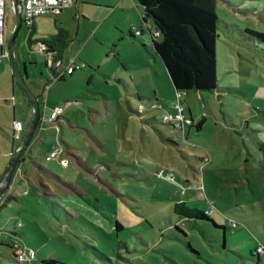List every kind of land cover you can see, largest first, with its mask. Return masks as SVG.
I'll list each match as a JSON object with an SVG mask.
<instances>
[{"label": "rangeland", "instance_id": "374dc122", "mask_svg": "<svg viewBox=\"0 0 264 264\" xmlns=\"http://www.w3.org/2000/svg\"><path fill=\"white\" fill-rule=\"evenodd\" d=\"M94 1L113 8H88L93 22L102 13L109 16L83 52L99 69L96 83L81 81L60 103L71 127L63 119L64 133L57 126L42 134L48 144L59 142L61 155L67 153L63 143L76 149L68 153L70 160L77 156L83 167L47 163L40 151L50 145L34 147L33 162L61 185L46 178L52 194L40 193L32 161L20 164L23 179L10 189L18 198L0 205V227L23 224L21 239L37 252L35 264L48 259L58 264H264V40L239 31L264 34V6L255 8L254 0L217 1V19L237 28L220 27L216 90L187 91L181 99L185 119L203 121L198 130L188 122L178 129L174 121H163L176 116L178 99L162 60H153L150 40L128 35L130 26L140 23L138 0L118 10L115 0ZM69 11L62 15L68 18ZM56 19L48 14L37 21L51 26ZM69 19L76 23L73 15ZM13 27L7 4L5 37ZM26 30L21 28L16 50L45 69L44 60L27 51ZM39 36L45 35L34 38ZM0 69L10 81L9 61ZM181 202L210 220L176 215L174 206ZM117 223L123 227L119 232ZM257 246L262 248L256 253L259 262L253 255ZM1 249L3 264H17L9 248Z\"/></svg>", "mask_w": 264, "mask_h": 264}, {"label": "crops", "instance_id": "0c3cea01", "mask_svg": "<svg viewBox=\"0 0 264 264\" xmlns=\"http://www.w3.org/2000/svg\"><path fill=\"white\" fill-rule=\"evenodd\" d=\"M254 1H256L255 8H257L258 4H261L262 6H264L263 0H254ZM133 2H134V0H115L114 5L116 6V10H118V8L125 6V5L132 6ZM95 3H97V2H95L94 0H78V13L75 11L74 8H68V9H64L61 12L56 13V14H49V16H56L57 17V19L55 20V22L53 21L51 26L48 24H44L43 22L37 21V19L40 17H38V18L36 17L33 21V25L31 27V30L30 31H28V29L26 30L27 31L26 40L29 41L28 53H33V51L31 50V47L34 43H37L34 41H38L40 43L44 42L50 46V49L55 50V52H51L50 54L47 53L45 55H43V54L41 55L40 53H34L35 56H39L40 58H42L44 60V67L46 65L47 59L49 60V59H54V58L55 59H57V58L62 59L61 60L62 65L64 62L66 63V65L64 64V67H62L63 69L62 68L60 69L61 70V72L59 71L60 73H62L64 70L67 69L70 62H75L76 64L83 62V64H84V67L79 71L76 70L72 74L63 73V75L61 77L62 79L60 81H57V82L50 81L51 86L49 88L47 98H44V100H42V102H40V99H39L40 110H41V121L39 124V128L37 129V131L34 135L33 142L31 143L27 152L25 153L21 164L25 163L27 160L32 161V164L34 167L33 169L35 171V176H36L37 182L39 184V189L37 188V191H39L40 193L45 192V193L52 194L50 186L46 184L47 183L46 178L55 179L54 182H56L57 185H61V179L56 177L50 170H47V169L41 167L40 165L36 164L35 162H33L34 158L32 157V155L34 154L35 151H32V149L34 147L40 146L41 144H43V145L48 144L44 140V138H42V134L44 133L45 129H50V130L54 129L55 130V128L57 126H59L60 132L64 133L65 130H64L63 119L66 121L67 125L69 127H71V122L69 121V118L67 119V115L64 113V111H63L62 115L59 117V119L57 120V122H51L48 118L54 110H56L58 108H62V106H60V103L63 102L64 99L66 98V96H68L72 92L71 91L72 89L77 88L75 85L80 84L81 81L84 82L87 80H89L88 84H91L92 82L96 83L97 75L99 74V69H97L95 67H91L88 63H90L92 65H93V63L90 60L86 59L84 57V54H83L85 48H87V46L90 44L89 40L93 41V38L97 37L96 33H97L98 29L101 28V25L99 26V23L102 20L106 21L109 18L108 13H105V14L102 13L103 15L100 14L101 18L99 21L93 22L94 20H91L92 18L89 14L88 8L89 7H99V8L102 7L101 5H96ZM99 3H103V2H99ZM135 7L138 11V18H139L140 23L138 25L133 24V26H130L129 31H128V35L130 36V32L135 27L139 30L141 29L142 34L140 35V37L146 36L150 40V45L153 46L152 37L149 33V30L152 28V24L150 23V21H147V22L142 21L143 12H142V9L140 8L138 2L136 3ZM102 8H105V10L108 12L113 9L110 7H102ZM67 10L72 11V12L71 11L68 12V14H67L68 18H66L65 15H62L63 12L67 11ZM122 12L123 11H121V14H122ZM72 15L74 16L76 23L74 20L69 19V17ZM61 16L64 18L61 19V24H60L61 26L57 27L56 22ZM122 19H124V18L120 17L118 22H121ZM128 19H130V18H128ZM222 23H224V22H222ZM76 24H77V28H76L74 34H72L71 32L73 31L74 26ZM145 24L147 25L146 26L147 33L144 30ZM228 26H230L232 32L236 31L237 27L235 25H233L234 27H232V25H228ZM53 27H55V28H53ZM21 28H25V27L22 25ZM233 29H235V30H233ZM79 31H80V34H79ZM89 31H92L91 35H90ZM37 33H43V35H45V36H43V37L39 36L38 39L36 40L34 37L37 36ZM9 35L7 37H5L4 46L1 47L2 48L1 51L3 50V51H6L8 53V58L6 57L5 59H3L2 62L0 63V65L6 60L9 61V64H10L9 52L7 50V47H6V41H7V38L9 37ZM131 38H133V37H131ZM133 39H135V38H133ZM15 48H16V43H15ZM153 48H154V46H153ZM114 51H116V50H114ZM154 51H155V49H154ZM72 53L74 54L73 58L70 57ZM15 54L18 57L17 62L19 61L18 63L21 66V69H25L27 72V75H28L27 85L29 86L30 90L32 91V93L34 95H39L41 92L43 84L46 83L50 79L51 74H49V72L46 70V67H45V69L43 68V65L41 64V62H39V60L27 59L25 57L20 58L19 52L16 49H15ZM152 57L156 63L160 62V59H159L160 57L158 56L156 51H155V54L153 53ZM67 58H69V59H67ZM69 60H71V61H69ZM1 69H0V178L2 176V173L5 170V167L7 166L8 162L11 158L13 151L15 150V148L18 144V141H15L13 139V135H12L13 134V127H12L13 122L14 121L21 122L23 125V128L25 129L26 126L28 125L30 119H31V116H32V109H31L29 102L25 98V96H24L23 92L21 91L20 87L18 86V84H16L13 81V72H12L11 64H10V69H9L11 71V72L9 71V74L11 77L10 81H8V80L6 81L7 75H5L6 74L5 70H1ZM54 75H56V74L54 73ZM105 76L109 77L107 75H105ZM168 77H169V82H170V86H171V91L173 93H175V90L173 88L172 81L170 79L169 74H168ZM62 85H64V86L62 87ZM96 95H98V94H96ZM82 96L85 97V95H82ZM104 100L108 101V98L104 97ZM80 103L82 105L84 104V102H80ZM22 134H23V132H22ZM43 136L45 137L46 135L43 134ZM63 144H64V148H65V153L67 152L66 156L63 155L64 153L62 155L60 153V156L57 160H59V162L64 160V161L68 162V165H69V163H73L77 167H78V164L81 167H83V162L77 156L75 157L76 158L75 160H73V159L70 160L71 158H70L69 154H75L76 149L70 147L68 144H65V143H63ZM48 145H50V148L48 150L40 151V155H41V157H44V159H46V157L48 156V154L52 151V149L54 147L59 146L60 144L58 141H56V142H51ZM76 160H77V162L75 163ZM45 162H47V161L45 160ZM50 162L51 161H49L47 163H50ZM23 175L24 174L22 173L20 165H19V173L17 175H15L12 182H15V180H18V178L23 179ZM24 180L27 182L26 179H24ZM12 184L13 183H11V186H12ZM35 184H37V183H35ZM62 185L69 186V187L74 186V185H71L69 183L68 184L62 183ZM12 193L13 192L11 190V196L9 197L8 201L11 199V197L18 198V196L13 195ZM23 197H25V196H23ZM23 197L20 198V201H18V203L22 204L21 201L23 200L22 199ZM39 197L40 196H38V198ZM14 200H15V198H14ZM15 201H17V200H15ZM7 202L5 205H2L1 207L7 206ZM0 210H1V208H0ZM7 221H9V218ZM19 225H22L21 228L23 227V224H19ZM4 230L9 231L10 227H8L6 224H3L0 227V241H4L3 237L1 235L2 232H4Z\"/></svg>", "mask_w": 264, "mask_h": 264}, {"label": "trees", "instance_id": "16d2710c", "mask_svg": "<svg viewBox=\"0 0 264 264\" xmlns=\"http://www.w3.org/2000/svg\"><path fill=\"white\" fill-rule=\"evenodd\" d=\"M217 1L138 0L143 12L142 21L151 20L153 22L149 33L154 49L162 60L174 88L177 92H183L184 96L187 91L213 92L216 90V42L220 27L228 26L217 19L215 13ZM135 31L142 34L141 29L134 28L130 32V36L133 38H136ZM240 31L242 33L245 31L249 36L264 40V34L246 29ZM241 39L245 38L241 37ZM189 122L190 126H195L198 130L201 129L203 123L201 121L195 124L192 118L189 119ZM9 197L1 206L6 204ZM173 211L176 215L186 219L210 220L205 212L187 209L183 202L177 203ZM21 226L17 223L12 225L9 231L2 232L4 241H0V255H2L1 248L7 247L12 253V261L17 264H35L39 262L37 252L21 239L22 233L19 232ZM122 229V225L117 223V232ZM259 247L257 246L256 249ZM256 249L253 255L258 257L257 262H259L260 258L256 254ZM18 251L24 253L32 251L35 253V258L31 262H19L17 260ZM3 261L4 259L0 257L1 264ZM42 262L41 264H58L50 259Z\"/></svg>", "mask_w": 264, "mask_h": 264}, {"label": "built area", "instance_id": "2783aa9c", "mask_svg": "<svg viewBox=\"0 0 264 264\" xmlns=\"http://www.w3.org/2000/svg\"><path fill=\"white\" fill-rule=\"evenodd\" d=\"M7 4L8 0H0V47L4 46V31H5V17H6V11H7ZM68 8H74L75 11L78 13V0H22L21 1V16H22V25L30 31L33 21L36 17L48 15V14H56L61 12L64 9ZM135 37L140 36V32L136 31L135 32ZM31 50L33 53H40L41 55H45L48 53V47L47 44L45 43H34L31 47ZM30 50V51H31ZM31 51V52H32ZM8 58V53L6 51H1L0 52V63L2 62L3 59ZM47 58V57H46ZM48 60V59H47ZM49 67L50 69V74H56V76L53 78L52 82L55 81L56 79L60 78L63 73L65 74H72L76 70H79L84 67V64H76L75 62H70L69 66L67 67L66 70H64L62 73L59 72L58 69V64H53L51 60H48ZM53 65V66H52ZM184 93L183 92H176L175 97L178 99V104L175 107L176 111V116L174 118H169L165 116L163 118V121L168 123L170 121H174V128L178 129H183V124L188 122L183 115V110L184 106L181 102V99L183 98ZM64 109L63 108H58L54 110L50 116L49 120L51 122H57L58 118L60 115H62ZM13 139L15 141H20L22 138V132L24 130L23 125L19 121H14L13 122ZM61 148L60 146H56L52 149V151L49 153V155L46 157V161H52V160H57L60 156L61 153ZM60 163L67 165V162L62 160ZM19 173V168L15 171V175ZM11 185L10 188L6 194V196L3 198V200L0 202V205L11 195ZM257 253L262 251V248L259 247L256 249ZM35 258V253L30 251V252H22L18 251L17 252V260L19 262H31Z\"/></svg>", "mask_w": 264, "mask_h": 264}, {"label": "water", "instance_id": "95a60500", "mask_svg": "<svg viewBox=\"0 0 264 264\" xmlns=\"http://www.w3.org/2000/svg\"><path fill=\"white\" fill-rule=\"evenodd\" d=\"M8 4L12 9V14L14 18V27L6 41V47L9 52L10 64L13 72V81L18 84L25 98L29 102L32 109V116L28 125L24 130V134L21 140L19 141L18 145L13 151L11 158L0 178V202L6 196L10 188V185L12 183V180L14 178L15 171L19 168V165L21 164L25 153L27 152L29 146L33 142L34 135L37 129L39 128V124L41 121V110H40L39 99L44 93L48 83L51 81V79H49L46 83L43 84L39 95H34L30 90L29 86L27 85V78H28L27 72L25 69H21L19 67L15 54V41L22 27L21 1L8 0ZM61 60L62 59H59V62H61ZM174 90L176 93L177 90L175 88Z\"/></svg>", "mask_w": 264, "mask_h": 264}, {"label": "flooded vegetation", "instance_id": "af4514ba", "mask_svg": "<svg viewBox=\"0 0 264 264\" xmlns=\"http://www.w3.org/2000/svg\"><path fill=\"white\" fill-rule=\"evenodd\" d=\"M31 30V29H30ZM4 40H5V33H4ZM44 43V42H43ZM25 44H26V48H27V51H28V49H29V41H27L26 39H25ZM46 44V43H45ZM48 47V46H47ZM16 49V48H15ZM51 52H55V50H53V49H50V47H48V54H50ZM16 58H17V60H18V57H17V55H16ZM51 60V62L53 63V64H58V69H59V71H61L60 69L62 68V62H59V58H57V59H50ZM19 62V61H18ZM18 65H19V63H18ZM53 66V65H52ZM19 67L21 68V66L19 65ZM45 67H46V70L49 72L50 71V69H51V67H49V64H48V60H46V65H45Z\"/></svg>", "mask_w": 264, "mask_h": 264}, {"label": "bare ground", "instance_id": "6f19581e", "mask_svg": "<svg viewBox=\"0 0 264 264\" xmlns=\"http://www.w3.org/2000/svg\"><path fill=\"white\" fill-rule=\"evenodd\" d=\"M135 32H136V31H135ZM134 34H135V33H134ZM55 76H56V75H54V74L52 75V74H51V81L53 80V78H54ZM61 77H62V76H61ZM61 77H60V78H58V79H56V80H55V81H53V82H56V81H58L59 79H61ZM60 116H61V115H60ZM60 116H59V117H60ZM58 119H59V118H58Z\"/></svg>", "mask_w": 264, "mask_h": 264}]
</instances>
